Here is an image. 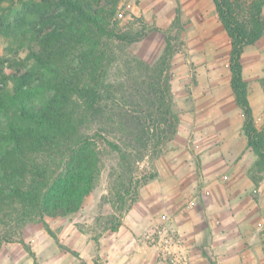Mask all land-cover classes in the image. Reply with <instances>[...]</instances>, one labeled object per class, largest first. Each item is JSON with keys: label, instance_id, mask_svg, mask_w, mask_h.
<instances>
[{"label": "trees", "instance_id": "16d2710c", "mask_svg": "<svg viewBox=\"0 0 264 264\" xmlns=\"http://www.w3.org/2000/svg\"><path fill=\"white\" fill-rule=\"evenodd\" d=\"M106 1L0 0V38L9 53L26 52L25 72L7 74L12 59L0 57V251L17 240L33 264L24 229L42 224L61 246L46 218L75 212L105 172L104 200L114 208L106 230L118 232L139 188L157 176L137 178L138 165L159 158L179 131L172 65L181 45L173 36L182 31L181 9L164 32L162 54L148 64L131 48L150 26L142 20L140 31L116 29ZM212 1L230 39V88L256 156L250 178L257 197L264 127L256 123L243 55L264 37V0ZM122 48L124 59L117 54ZM262 245L264 252V238Z\"/></svg>", "mask_w": 264, "mask_h": 264}, {"label": "rangeland", "instance_id": "374dc122", "mask_svg": "<svg viewBox=\"0 0 264 264\" xmlns=\"http://www.w3.org/2000/svg\"><path fill=\"white\" fill-rule=\"evenodd\" d=\"M117 1L116 5L111 0L104 3L112 26L132 33L143 29L142 20L150 26L146 38L131 48L133 54L148 64L155 63L162 54L164 32L174 21L177 8L181 9L182 31L180 35L176 31L173 35L180 37L177 43L181 45L172 65L175 110L181 120L179 131L159 158L145 159L135 171L137 178H143L159 170L176 167V180L165 185L158 177L139 188L120 228L130 236L129 242L123 241L118 232L106 230L107 219L114 213V208L104 200L108 195V172L104 173L99 187L75 212L46 218L61 246L42 224L26 227L24 241L36 254L37 264H248L252 259L258 261L255 252L247 254L245 251L247 247L262 245L264 185L258 190L257 197L253 186H245V181L249 180L248 169L250 171L253 167L256 156L248 147L242 131L243 114L224 79L214 88V107L194 108L195 92L201 95L202 102L198 104L205 106L207 103L202 93L209 94L208 90L199 89L196 77L199 67L204 65L209 69L218 64V74L222 76L225 69L221 62H202L198 66L197 61L192 60L185 38L198 20L197 14L183 12L180 0ZM127 52L122 48L117 54L124 59ZM5 56L12 59V67H6L7 74L25 72L22 60L26 52L19 55L9 53L7 43L0 38V57ZM243 63L256 123L263 128L264 37L246 49ZM205 166H209L211 171L222 168L218 178L222 187L210 186L212 174L204 170ZM187 170H193V175L187 174ZM237 192H240L239 198L236 197ZM233 194L236 196L232 197ZM249 196L256 200L252 204L253 209L246 204ZM237 200L241 202L240 206L234 207ZM190 202L193 205L188 207ZM237 208L257 214L260 230L255 236H241L236 227L226 229V234L225 230L220 232L227 226H222L220 218L229 216ZM162 224L167 225V233L161 245L151 243L148 236ZM0 264H33V259L15 240L3 245Z\"/></svg>", "mask_w": 264, "mask_h": 264}, {"label": "crops", "instance_id": "0c3cea01", "mask_svg": "<svg viewBox=\"0 0 264 264\" xmlns=\"http://www.w3.org/2000/svg\"><path fill=\"white\" fill-rule=\"evenodd\" d=\"M180 2L183 12H187L189 14L192 12L194 14H197L198 20L193 23L192 30L187 33V36L185 38L187 49L189 54L191 55L192 60L197 61L198 66L202 65V62H209V63L221 62V67L225 68L223 76L222 74H218V69H220L219 68L220 66L218 64H215L213 67H210L209 69H206L203 65V67L202 66L199 67L197 72L196 77H197V82L199 83V89L204 88L205 90L209 91V94L203 95L204 92L202 91L203 92L202 96L205 98L207 103L205 106L202 104H198V102H202V99H201V95H196L197 92H195L196 101L194 108L201 109L207 106L209 108H212L214 107L215 93H216L214 88L219 85L222 79H224L227 87L231 89L230 88L231 74L229 70V54L231 49L230 39L218 20L215 5L213 4L212 0H180ZM244 76H245V67H244ZM204 82L206 83L203 84ZM217 102L219 105L218 107H220L221 102L219 100ZM250 102H251V98H250ZM167 169L168 170L157 171L156 172L157 176L155 178L157 179L159 177L160 179H162L165 185L171 184L172 180H176V174H177L176 167H170ZM204 170L207 171L208 174H212L210 177V183H211L210 186H213L215 188L222 187L218 179L220 178V175L223 172L222 168L218 167L211 171L209 169V166H205ZM250 171L248 169L249 180L245 181V186L249 188L251 186L254 187V184L250 178ZM186 173L189 175H193V170H187ZM194 173H196L195 169H194ZM239 173H243V172L239 170ZM217 179L218 181H216ZM262 186L258 190H260ZM234 196L236 195L233 194L232 197ZM236 197L238 198L240 197V192H237ZM252 199L253 198H251L250 196L249 198L246 199L247 202L246 204L249 205L251 208L255 200ZM240 203L241 202L237 200V205H234V207L236 206L239 207ZM220 220L221 222H223L222 226L227 225L220 230L221 233H223V230H225V234H226L227 233L226 229L232 230L236 227L235 230L237 231L239 230L241 236L249 237L251 235L255 236V234L260 230L257 223L258 222L257 214L256 213L253 214V212L245 213L239 211L238 208L235 212L233 211V213L229 214V216L227 215L221 217ZM133 230L134 229H132V231ZM118 234H120V238L123 241L129 242L130 236L126 233V231H123V229H121L120 231H118ZM255 239L256 237H253V240ZM247 248L248 249L245 251L247 254L248 253L250 254V252H255L259 259L258 261L252 259L248 262V264H258V262H260L259 264H264L263 245L260 246L255 245ZM230 264H235V263L231 262Z\"/></svg>", "mask_w": 264, "mask_h": 264}, {"label": "built area", "instance_id": "2783aa9c", "mask_svg": "<svg viewBox=\"0 0 264 264\" xmlns=\"http://www.w3.org/2000/svg\"><path fill=\"white\" fill-rule=\"evenodd\" d=\"M192 205L193 203L190 202V204H188V207H191ZM166 226H167L166 224H162L161 226H157L156 228H154L152 234L148 236L149 241L153 244L161 245L163 238L167 233Z\"/></svg>", "mask_w": 264, "mask_h": 264}]
</instances>
